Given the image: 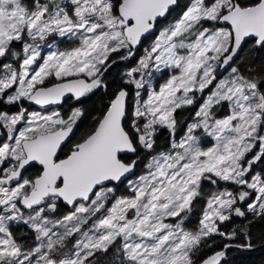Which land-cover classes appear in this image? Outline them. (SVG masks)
Wrapping results in <instances>:
<instances>
[{
  "label": "rangeland",
  "instance_id": "374dc122",
  "mask_svg": "<svg viewBox=\"0 0 264 264\" xmlns=\"http://www.w3.org/2000/svg\"><path fill=\"white\" fill-rule=\"evenodd\" d=\"M112 1L35 0L28 6L22 0H0V58L10 41L21 42L23 53L18 70L8 64L0 67V99L26 100L48 79L84 76L94 86L108 54L130 50L116 27ZM231 8L229 0L191 1L142 47L129 68L124 78L132 88L129 122L142 148L151 145L153 125L172 131L174 111L199 102L170 149L150 156L140 172L123 183L124 196L114 195L112 185L100 187L88 203L48 219L41 217L39 208L26 213L19 206L32 181L22 177L12 187L0 183V264H82L116 236L126 255L140 264H189L198 240L219 233L218 222L240 215L241 206L253 214L264 208V182L249 173L264 144L260 96L233 68L217 76L232 40L231 29L217 20ZM51 36L55 41H48ZM221 103L227 115L211 118V108ZM79 116L78 109L63 119L57 108L33 106L0 111L5 134L0 142V182L23 156L22 139L75 123ZM255 145L256 152L248 158ZM206 176L217 184L235 185L238 191L216 185L205 197L199 230L190 232L183 222ZM19 222L36 232L38 242L31 251L22 250L9 233V226ZM71 233L73 258L51 260L50 249Z\"/></svg>",
  "mask_w": 264,
  "mask_h": 264
},
{
  "label": "trees",
  "instance_id": "16d2710c",
  "mask_svg": "<svg viewBox=\"0 0 264 264\" xmlns=\"http://www.w3.org/2000/svg\"><path fill=\"white\" fill-rule=\"evenodd\" d=\"M22 1L28 6H31L35 2V0ZM120 1L121 0L112 1V10L114 13H116V8ZM191 1L193 0H178L176 8L170 11L169 15L157 24L155 33L143 41L134 57L130 56V50L127 53L124 49L109 53L98 70L95 85H89L87 91L78 98L69 97L59 108H57L63 119H67L70 116L71 111L74 109H78L80 112L79 119L76 122V129L71 139L60 149L58 158L67 156L77 143L84 140L94 131L97 123L106 111L109 102L121 88H125L129 94L126 111L127 118L124 122V128L136 148L135 157L138 158V162L134 174L140 172L142 164L146 161V159L150 156L159 154L160 152L169 150L172 140L177 139L183 134L186 125L191 121L192 116L196 111V106L199 100H194L192 104L182 106L174 111L173 132L164 125H153L150 147H140L136 143L135 134L129 122L131 100H133L132 88L126 83L124 78H126L129 68L136 61L142 47L145 44H148V41L153 39L159 29L166 23L179 17ZM205 1L207 3H211L213 0ZM258 1L259 0H229V2L232 3V6L233 3L236 2L242 7L254 5ZM201 26L203 25L200 23L196 26V28L199 29ZM47 39L48 41H55L53 36L48 37ZM22 56L21 42L10 41L0 58V67L8 64L15 70H18ZM230 68H233L244 81L250 82L254 85L260 96V120L261 124H264V45L261 48H258L254 40L246 41ZM157 78H166V74L158 76ZM51 83H53V81L48 79L41 85H49ZM21 107L30 108L31 105H29L24 99H21L18 102L13 101L11 103L3 102V100L0 99V111L2 112L7 113L18 111ZM209 115L211 118L227 115L225 104L221 103L217 106H213ZM256 149L257 145L254 146V149L248 155V158L254 155ZM120 159L128 163L133 159V157L123 155L120 156ZM40 171L41 169L37 165H30L25 170L23 177L26 180L33 181V179L39 175ZM249 173L257 174L258 178L264 182V144L261 146L256 160L250 163ZM223 184L224 182L222 183L218 181L217 186L226 187L231 191H238V188L235 185L226 183L225 186ZM112 186L114 188V195L117 194L124 196L126 194L123 183L118 186ZM216 187L207 183L202 184V188L200 189L201 195L196 196L191 201L190 212L187 214L186 219L183 222L184 229L190 232H197L199 230L200 219L206 202L205 197L208 196L209 193ZM39 210L41 217L48 219L60 218L65 213L70 211V209L64 206L56 197H49L45 199L44 204L41 208H39ZM31 211L33 210L25 212L30 213ZM8 229L11 237L22 250L31 251L38 242V237L34 229H31L25 223L19 222L11 224ZM215 230L219 233L208 234L206 236H202L198 240L197 246L190 252L189 264L199 263L206 256L221 249L226 244H236L257 248L254 251L228 249L225 251V258L222 264H264V208L258 213L253 214L246 212L245 207L241 206L240 215H231L229 218L218 222ZM224 234L233 235V237L229 238ZM74 237L75 233L68 234L61 239L59 244L52 247V249H50L51 260L63 261L72 259L74 255ZM82 264L140 263L126 255L121 237L116 236L108 239L103 247H100L87 255L83 259Z\"/></svg>",
  "mask_w": 264,
  "mask_h": 264
},
{
  "label": "water",
  "instance_id": "95a60500",
  "mask_svg": "<svg viewBox=\"0 0 264 264\" xmlns=\"http://www.w3.org/2000/svg\"><path fill=\"white\" fill-rule=\"evenodd\" d=\"M177 1L121 0L118 3L116 27L122 30L131 57L143 41L155 33L157 24L176 8ZM217 23L229 27L232 34L231 46L221 58L217 72L220 77L232 66L246 41L254 40L258 48L264 45V0L245 7L234 2ZM88 88L86 77H69L35 87L26 101L39 110L59 108L66 99L78 98ZM128 100V91L119 89L94 131L63 158H58L59 151L71 139L76 122L22 139L23 156L14 170L1 179V185L12 187L22 179L30 165H37L41 169L39 175L33 179L29 192L19 199V206L29 211L40 208L49 197H56L71 210L77 203H88L98 188L124 183L134 174L138 162L136 148L124 128ZM4 136L0 127V142ZM123 155L133 159L126 163L120 159ZM204 182L217 185V181L209 176ZM256 248L226 244L197 264H222L228 249L254 251Z\"/></svg>",
  "mask_w": 264,
  "mask_h": 264
},
{
  "label": "flooded vegetation",
  "instance_id": "af4514ba",
  "mask_svg": "<svg viewBox=\"0 0 264 264\" xmlns=\"http://www.w3.org/2000/svg\"><path fill=\"white\" fill-rule=\"evenodd\" d=\"M1 127V126H0ZM2 131L4 132V129L1 127ZM130 162V161H129Z\"/></svg>",
  "mask_w": 264,
  "mask_h": 264
}]
</instances>
